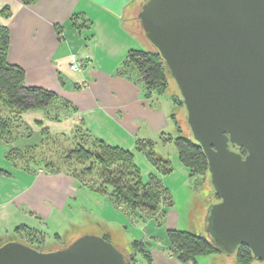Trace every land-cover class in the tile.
Returning a JSON list of instances; mask_svg holds the SVG:
<instances>
[{
    "label": "crops",
    "instance_id": "0c3cea01",
    "mask_svg": "<svg viewBox=\"0 0 264 264\" xmlns=\"http://www.w3.org/2000/svg\"><path fill=\"white\" fill-rule=\"evenodd\" d=\"M144 2L0 0V26H7L10 31L8 61L24 69L26 85L52 90L66 102L23 112L18 124L13 126L18 128L17 135L0 138V227H4L8 235H12L9 229L18 225L40 230L44 226L42 219H48L55 206L68 200L75 183L72 177L63 173H49L43 165L37 168L20 166L16 156L24 153L29 156L30 152L40 150L49 157L50 139L56 138L55 144L61 145L74 142L76 128L90 135L87 144L96 138L133 151L145 180L151 174L158 175L170 195L171 188L184 186L194 190L192 181L204 183L205 176L195 177L196 174L181 162L179 153L176 162L175 155L171 159L173 170L162 174L136 147L138 141L155 137L164 144L174 143L164 138L175 136L166 130L172 126V129L176 128L179 116L171 111L172 107L181 106L173 95L163 98V93L148 92L141 81L118 72L130 50L148 46L138 17ZM72 55L76 56L79 69L71 67ZM55 114L58 118L54 117ZM53 150L59 152L56 148ZM9 162L15 163V171L11 170ZM16 169L23 171L22 175L17 174ZM76 189H79L77 185ZM96 194L103 204L100 215L105 212V219L109 222L104 226L99 223V229L86 233L105 235L118 247L127 248V244L113 240L115 223L120 222V226L127 228L125 221L131 218L133 225L140 230L143 228L141 221L153 222L154 217L144 220L116 206L107 195ZM207 195L199 204L192 223L199 232L204 230L211 204L209 197L212 195ZM171 207H168L162 226L179 229L182 227L179 213ZM171 214H174L173 218ZM144 230L139 231L135 239L157 238L155 234H149L147 228ZM9 238L1 237L2 242ZM165 241L168 247L167 239ZM60 245L58 241L54 242L53 249Z\"/></svg>",
    "mask_w": 264,
    "mask_h": 264
},
{
    "label": "water",
    "instance_id": "95a60500",
    "mask_svg": "<svg viewBox=\"0 0 264 264\" xmlns=\"http://www.w3.org/2000/svg\"><path fill=\"white\" fill-rule=\"evenodd\" d=\"M138 17L208 159L217 199L200 234L226 253L245 244L264 264V0H145ZM0 264L132 259L104 236L86 233L52 250L11 237L0 243Z\"/></svg>",
    "mask_w": 264,
    "mask_h": 264
},
{
    "label": "trees",
    "instance_id": "16d2710c",
    "mask_svg": "<svg viewBox=\"0 0 264 264\" xmlns=\"http://www.w3.org/2000/svg\"><path fill=\"white\" fill-rule=\"evenodd\" d=\"M9 46L10 31L7 26H0V112L4 109L8 110V114H0L1 139L12 136V127L18 124L23 112L44 109L56 102L66 103L52 90L26 85L24 69L8 61ZM118 72L141 81L148 92L157 94L164 93L168 89L170 79H173L161 54L149 42L147 48L130 50L121 62ZM173 96L178 104L183 106L179 95ZM54 117L58 118V115L55 114ZM173 117L176 118L175 113ZM176 122L178 134L174 137L167 136L164 140L175 143L181 162L188 166L192 173L206 175L208 159L202 147L184 132L179 120L176 119ZM75 137L76 140L71 142L73 144L69 143L67 147L66 156H76V163L85 166V171L89 174H94L93 172L98 168V174L102 176L101 188L91 185V191L109 195L116 206H121L129 210V214L144 220L147 217L158 219L159 216L166 214L167 208L173 204L171 195L163 188L158 175L151 174L147 180L143 178L133 151L110 145L96 138L87 144V138L90 135L81 128H76ZM155 144L153 140H141L137 142L136 147L146 155L158 172L170 173L173 170L171 159L159 156L155 150ZM240 150L245 153L244 149ZM48 164L49 162H46V165ZM158 223L161 224V221ZM17 228L16 230H19L22 227ZM104 237L110 240L107 236L104 235ZM14 238L22 239L16 236ZM22 241L40 248L39 244L32 241ZM67 244L68 242L59 247ZM167 244L170 254L178 257L182 262L192 260L196 262L197 256L201 254L226 253L211 239L191 230L168 229ZM125 250L129 251L127 255L132 259V264H137L136 254H142L147 264H155L150 252L149 240L134 239L131 247L127 246ZM233 252L236 253L238 264H252L256 259L251 249L245 244L240 245Z\"/></svg>",
    "mask_w": 264,
    "mask_h": 264
},
{
    "label": "rangeland",
    "instance_id": "374dc122",
    "mask_svg": "<svg viewBox=\"0 0 264 264\" xmlns=\"http://www.w3.org/2000/svg\"><path fill=\"white\" fill-rule=\"evenodd\" d=\"M171 95H179V90L174 79H170L168 89L163 93L162 97L166 98ZM172 109L173 110L171 112H176V114L179 116V122L184 132L192 137L191 129L186 118L185 107L176 106L175 108L172 107ZM0 114H8V110L4 109L0 112ZM172 127L167 129L166 132H172L173 135H177L178 126H176L175 129H172ZM16 129L18 130V128ZM16 129L15 127H12V136L15 134L17 135L18 131L16 133ZM50 140L49 157L44 155L43 152H40V150L30 152L31 155L29 156V153H24L22 155L16 156L18 165H22L23 167L29 165L34 168H37L39 165H43L51 174L63 173L70 178L72 177L75 182L74 189L70 191L68 200L65 201L64 204L58 207L55 206V208H53L48 219L44 221V219L41 218L44 226L41 227L40 230L26 225H18L19 227H22L19 228V230H16L18 229V226H16L14 229H9L10 233L12 231V235L22 238L21 240L32 241L39 244V247L42 250H52L54 248V242L57 241L61 245L64 244V240L70 243L78 237L86 234V232L98 228L97 224L100 223L102 226H104V224L109 222L105 219V212L103 213L105 216L100 215V213L103 212V204L98 198L100 196H98L94 191L87 190L92 187L91 185L101 188L100 181L102 176L98 174V168L93 172L94 174H89L88 171H85V166L76 163V156H66L68 153L67 147L69 143L70 145L73 143L67 141V143L61 145L58 143L55 144L57 141L56 138ZM153 140L156 141L155 150L159 156L164 158L167 157L173 160L175 155V162L177 161L178 149L175 143L164 144L162 141H159V137H155ZM49 146L47 145L45 147L47 148ZM54 148H56L59 152H54ZM40 159L43 161L38 162L37 160ZM46 162H49V164L46 165ZM8 164L11 170L15 171L13 167L15 163L9 162ZM22 172L23 171L20 169H16L17 174L22 175ZM198 176L201 178L200 174L195 175V177ZM204 176L206 183L204 181V183L201 182L198 184L194 181H190L194 190L184 186L170 189L172 191L171 199L174 205H171L172 207L169 206V208L171 207L179 213L178 219H180V224L182 226L181 228L196 231L197 229L192 223L196 214L198 213L196 210L199 208V204L203 202L204 197H208L207 194L210 195V192H212V196L209 197V203L217 199L209 183L208 173H206ZM143 178L146 179V177ZM76 185L79 187L78 190L76 189ZM83 187L87 189H84ZM96 195L98 197H96ZM107 196L109 197V195ZM191 203L192 206H190ZM167 212L164 216H159L160 218L158 217V219L154 218L153 222H150L149 220L147 222L141 221L140 223L143 224V228L140 230H138V228L133 225L131 218H128L125 221L128 229L120 226V222L115 223L116 229L114 230L116 233H114L113 240L115 242H121V244H127L128 247H131V242L137 237L138 232L140 231L141 233L145 231L144 228H147V232L149 234H155L157 236V238L153 240L151 238L149 239V241L151 240L150 252L155 264H223L222 254H201L197 256L196 262L193 260L190 262H182L178 257L172 256L168 250V247L165 245V239H167V230L170 227H165L164 225L162 226V224H164L166 221ZM107 216H110L109 213H107ZM171 217L173 218L174 214H171ZM159 221H161V224L158 223ZM4 235L8 238L12 237V235H8L4 227H0V243L2 242L1 237ZM121 249L124 250L126 247H121ZM169 255H171V258H174V260L171 259ZM135 257L137 264H147V261L143 258L142 254H136ZM227 264H235V262L233 259L229 258L227 259Z\"/></svg>",
    "mask_w": 264,
    "mask_h": 264
},
{
    "label": "flooded vegetation",
    "instance_id": "af4514ba",
    "mask_svg": "<svg viewBox=\"0 0 264 264\" xmlns=\"http://www.w3.org/2000/svg\"><path fill=\"white\" fill-rule=\"evenodd\" d=\"M210 193H212V192H210ZM215 196H217V195L215 194ZM66 242H68V241L64 240V243H66ZM124 252L126 254H128L129 251L125 250ZM222 255H223V257H222L223 258V264H227V259H229V258L233 259L235 264H238L237 256H236L235 252L225 253V254L223 253ZM258 263H260V261L257 258L255 260H253V262H252V264H258Z\"/></svg>",
    "mask_w": 264,
    "mask_h": 264
},
{
    "label": "built area",
    "instance_id": "2783aa9c",
    "mask_svg": "<svg viewBox=\"0 0 264 264\" xmlns=\"http://www.w3.org/2000/svg\"><path fill=\"white\" fill-rule=\"evenodd\" d=\"M71 67L73 69H79V65L77 63V60H76V56L75 55H72V59H71Z\"/></svg>",
    "mask_w": 264,
    "mask_h": 264
}]
</instances>
